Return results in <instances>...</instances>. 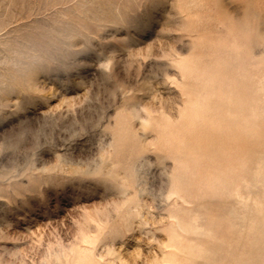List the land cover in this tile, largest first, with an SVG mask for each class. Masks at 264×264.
<instances>
[{"label":"rangeland","instance_id":"rangeland-1","mask_svg":"<svg viewBox=\"0 0 264 264\" xmlns=\"http://www.w3.org/2000/svg\"><path fill=\"white\" fill-rule=\"evenodd\" d=\"M0 264H264V0H0Z\"/></svg>","mask_w":264,"mask_h":264}]
</instances>
